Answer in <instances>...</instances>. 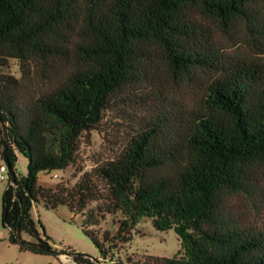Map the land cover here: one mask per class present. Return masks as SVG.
<instances>
[{"label": "trees", "instance_id": "16d2710c", "mask_svg": "<svg viewBox=\"0 0 264 264\" xmlns=\"http://www.w3.org/2000/svg\"><path fill=\"white\" fill-rule=\"evenodd\" d=\"M236 38L245 54L231 51ZM10 59L20 77L3 70ZM132 102L149 113L109 158L71 185H39L40 172L76 166L82 136ZM0 157L16 180L1 225L20 250L54 254L31 216L41 202L81 214L103 258L148 217L182 254L131 264H264V219L246 215L264 200V0H0ZM116 213L115 232L99 233Z\"/></svg>", "mask_w": 264, "mask_h": 264}, {"label": "rangeland", "instance_id": "374dc122", "mask_svg": "<svg viewBox=\"0 0 264 264\" xmlns=\"http://www.w3.org/2000/svg\"><path fill=\"white\" fill-rule=\"evenodd\" d=\"M233 42L232 52L240 55L247 52L248 47L243 40L236 38ZM3 70L16 77L21 75L19 64L15 59H10L8 66ZM149 108L135 102L130 105L127 103L126 106L112 107L101 127L102 131L92 130L89 134L82 136L77 165H71L63 171L40 172L38 175L39 185L48 187L58 182L67 185L73 184L81 174V171H77L78 168L89 170L95 166L96 162L109 158L117 148L124 144L125 140L133 136L134 128L143 120L144 115H148ZM2 161L3 159L0 157V163ZM27 163V158L18 154L15 163L16 174L25 175ZM6 186L7 181L0 180V264H76L72 255L68 253L63 252L61 255L37 254L28 250H20L16 244L8 241V231L1 225V196ZM260 187L264 191V179H262ZM246 211L249 218H257L259 211L260 216L264 219V200L258 209L251 207ZM31 216L42 225L45 233L51 238L52 248L89 254L98 260L96 264H117L119 261L131 264L135 261H142L147 255L171 257L182 254L180 240L174 230H156L148 217L138 219L132 230L131 241L117 244L111 249L112 256L103 258L90 238L83 233L80 227L81 214H73L66 206L48 209L38 202L33 204ZM120 218H122L121 213L105 215L97 227L98 232L108 230L114 233L117 228L116 221ZM24 237L30 239L26 235Z\"/></svg>", "mask_w": 264, "mask_h": 264}, {"label": "water", "instance_id": "95a60500", "mask_svg": "<svg viewBox=\"0 0 264 264\" xmlns=\"http://www.w3.org/2000/svg\"><path fill=\"white\" fill-rule=\"evenodd\" d=\"M7 167H8V173H9V178H10V183L12 185H15L16 184V180H15V173L12 169V167L7 164ZM54 254L56 255H61L63 252L59 251V250H55V249H50Z\"/></svg>", "mask_w": 264, "mask_h": 264}, {"label": "built area", "instance_id": "2783aa9c", "mask_svg": "<svg viewBox=\"0 0 264 264\" xmlns=\"http://www.w3.org/2000/svg\"><path fill=\"white\" fill-rule=\"evenodd\" d=\"M9 179V173H8V167L6 161H2L0 163V180H8Z\"/></svg>", "mask_w": 264, "mask_h": 264}]
</instances>
